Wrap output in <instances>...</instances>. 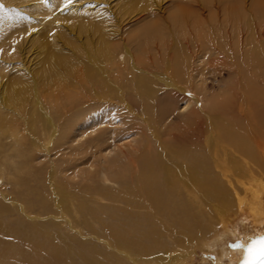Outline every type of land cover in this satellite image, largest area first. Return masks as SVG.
Listing matches in <instances>:
<instances>
[{
    "label": "bare ground",
    "instance_id": "1",
    "mask_svg": "<svg viewBox=\"0 0 264 264\" xmlns=\"http://www.w3.org/2000/svg\"><path fill=\"white\" fill-rule=\"evenodd\" d=\"M81 2L0 0V53L42 54L0 69V264H238L264 233V0Z\"/></svg>",
    "mask_w": 264,
    "mask_h": 264
},
{
    "label": "rangeland",
    "instance_id": "2",
    "mask_svg": "<svg viewBox=\"0 0 264 264\" xmlns=\"http://www.w3.org/2000/svg\"><path fill=\"white\" fill-rule=\"evenodd\" d=\"M118 0H113V1H110V2H107V1H99V0H82L80 4V7L79 9L77 10V12L79 14H82V15H89V13H91V11H94V10H97L98 8L95 9V6H97V4L95 3H99L98 6L99 8H101L103 11L107 9L108 6L110 5H113L115 4V2H117ZM90 3H94L93 5L91 6H88V4ZM110 3V4H108ZM109 8V7H108ZM105 10V11H106ZM119 10H117V8H115V6L112 8V10H110V15L112 13V15L110 17L113 16L114 17H118V15H120V13L118 12ZM109 12H108V15H109ZM114 13L116 15H114ZM115 19V18H114ZM126 25V24H125ZM132 23L124 26V29H128L129 27H131ZM8 25H3L1 27L0 30H2V35L5 33V32H9L10 31V28L14 27V25L10 26V27H7ZM74 28V27H72ZM131 29V28H130ZM130 29H128V31H126V36L127 34H133L135 30L131 31ZM133 29V27H132ZM68 32V31H67ZM71 31L69 30V33ZM76 35H79L81 37H79V41L80 42H85L86 40V43L88 42H91L92 44V38L89 36V34H85V33H82V34H77V32L75 30H73V34L71 37H76ZM87 37V39L85 37ZM89 37V38H88ZM85 38V40H84ZM82 40V41H81ZM66 48L68 49L69 48V45H66ZM18 55V56H17ZM17 57L15 59H13L12 61L11 60H7L4 56V53H0V69L4 70V69H9L10 70V73L12 74L13 72L15 73L16 70H21V71H25L27 69V67L30 69V70H34V71H37V70H40L42 68V54L41 53H34L33 50H31V52L29 53H17ZM119 57L121 59H123V55H119ZM213 70L211 71V73H209L207 75L208 79H207V84H208V89L210 92L212 93H217L218 91L221 90V88L224 87V84L225 82H230L231 81V77L228 76V74L226 73H223V74H213L212 73ZM17 74V73H15ZM184 110V107H183V103H180L179 105V108L177 109V113L180 114L182 113ZM107 185H113L114 187L117 186L116 184H112V183H105ZM112 186V187H113ZM241 196H245V193H242ZM103 201V202H102ZM101 202L103 204H107L109 203L108 200H101ZM244 218V219H243ZM246 222V223H245ZM239 223V226L243 229V226L248 224L249 223V219L245 218L244 216H241V217H238L236 214H233L231 217H230V220L228 221L227 224H229L231 226V224H237ZM243 224V225H242ZM250 224V223H249ZM221 224H219L218 226V230H221ZM100 232H99V235H95L94 234V238L93 240L96 241V243L100 246H102L103 248H107V242H106V239L107 238H104L103 236V233L101 231V228L99 229ZM90 233V232H88ZM229 239H227V243L226 245L229 247H232V245L237 241V239H233L231 238L229 241ZM179 249H186V247L184 245H182V247H179ZM207 251V252H206ZM179 253V252H178ZM191 253V254H190ZM207 253V254H206ZM216 252L214 250H203L201 247L197 246L195 248L190 249V252H189V255L188 257L186 258L185 260V264H219L216 260ZM215 260V262H214ZM228 262V259L225 258V263Z\"/></svg>",
    "mask_w": 264,
    "mask_h": 264
},
{
    "label": "snow or ice",
    "instance_id": "3",
    "mask_svg": "<svg viewBox=\"0 0 264 264\" xmlns=\"http://www.w3.org/2000/svg\"><path fill=\"white\" fill-rule=\"evenodd\" d=\"M44 4H48L49 0H42ZM77 0H64L65 9L67 7L73 5L76 3ZM4 5L0 4V11L4 10ZM257 245H260V260L257 262L253 258V253L256 251ZM234 249H240L243 248L244 245L236 242L232 245ZM241 264H264V237L260 238V240H253L248 246H247V255L245 256L244 260L241 262Z\"/></svg>",
    "mask_w": 264,
    "mask_h": 264
},
{
    "label": "water",
    "instance_id": "4",
    "mask_svg": "<svg viewBox=\"0 0 264 264\" xmlns=\"http://www.w3.org/2000/svg\"><path fill=\"white\" fill-rule=\"evenodd\" d=\"M264 237V233L262 235H259V236H256L254 238L251 239V241H249V243L245 246V254L242 258V260L238 263V264H241V262L244 260L245 256L247 255V246L253 241V240H260V238ZM259 249H260V245H257V248H256V251L253 253V258L255 261H259L260 260V252H259Z\"/></svg>",
    "mask_w": 264,
    "mask_h": 264
}]
</instances>
